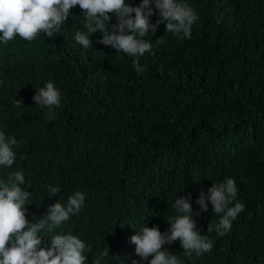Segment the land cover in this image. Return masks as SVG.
Instances as JSON below:
<instances>
[{
  "label": "trees",
  "instance_id": "1",
  "mask_svg": "<svg viewBox=\"0 0 264 264\" xmlns=\"http://www.w3.org/2000/svg\"><path fill=\"white\" fill-rule=\"evenodd\" d=\"M185 2L200 17L191 38L178 40L160 24L145 37L155 54L139 57L141 74L132 66L136 57L98 43L101 32L89 36L91 48L79 45L75 31L88 30L84 21L72 24L75 9L52 37L0 43V130L21 141L14 165L0 175L23 171L32 222L33 214L43 218L49 205L83 191L81 211L40 234L86 238L91 256L109 248L102 264H113V256H129L128 264L151 260L131 258L135 245L131 252L126 239L100 232L105 226L165 232L178 197L190 195L195 213L201 190L226 177L235 179L245 205L231 231L207 233L218 220L209 204L193 218L213 239L211 252L183 254L179 240L164 248L182 264H264V0ZM158 18L157 10L151 23ZM162 36L166 42L157 45ZM48 81L61 93L52 122L33 100ZM45 185L62 190L49 198Z\"/></svg>",
  "mask_w": 264,
  "mask_h": 264
},
{
  "label": "clouds",
  "instance_id": "2",
  "mask_svg": "<svg viewBox=\"0 0 264 264\" xmlns=\"http://www.w3.org/2000/svg\"><path fill=\"white\" fill-rule=\"evenodd\" d=\"M73 9L77 11V16L71 19L72 24L84 21L88 30L87 33L76 30L75 41L85 49L91 48L89 36L101 32L102 39L98 43L136 57L132 66L137 74L146 71L139 57L146 52L155 54L153 43L145 37L155 36L163 23L166 24V33H172L178 40L190 39L192 28L200 19L196 9L185 0H142L138 6L126 3V0H0V43L8 44L16 36L31 42L41 33L52 37L61 32V26ZM157 10L159 18L153 24L150 18L157 14ZM113 16L116 23L110 24ZM165 42L164 36L156 39L157 45ZM33 100L39 108L48 110V122L56 119L54 109L61 107V93L54 82L48 81L36 88ZM20 105H23V100H16V106ZM20 143L15 136L9 137L0 130V168L9 169L14 165L17 156L14 149ZM24 184L23 171L0 175V264H102L110 254L109 248L98 256H91L92 246L86 238L82 240L71 233L54 236L40 234L45 231L54 233L71 215L78 214L85 205L86 194L74 191L66 203L58 200L49 205L43 218L33 214L35 222H32L28 219L26 207L32 193L23 187ZM44 187L49 198L62 190L58 185ZM237 196L235 179L226 177L222 182H213L207 193L201 190L196 201L200 209L195 213L189 202L190 195L178 197L172 205L176 215L171 220L167 219L170 227L165 232H161L159 226H144L137 232L139 228L121 224H108L100 232L109 237L118 234L126 239L129 247L134 244L135 254L131 247L130 251L131 258L135 260L149 261L151 257L149 264H182L181 255L172 254L164 245L179 240L183 254L189 256L211 252L213 239L201 234L202 230L198 229L193 217L208 211L211 204L218 220L209 223L207 233L215 232L217 237H223L231 231L233 222L245 209ZM128 259L129 256L124 259L113 256V264L120 261L128 264ZM133 264H140V261H133Z\"/></svg>",
  "mask_w": 264,
  "mask_h": 264
}]
</instances>
